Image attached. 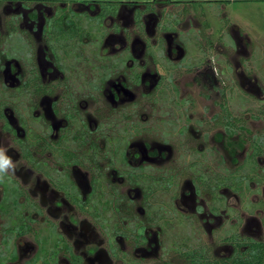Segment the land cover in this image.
I'll return each instance as SVG.
<instances>
[{
  "label": "flooded vegetation",
  "instance_id": "obj_1",
  "mask_svg": "<svg viewBox=\"0 0 264 264\" xmlns=\"http://www.w3.org/2000/svg\"><path fill=\"white\" fill-rule=\"evenodd\" d=\"M28 1L13 9L9 28L15 31L6 38L27 44L26 56L7 48L0 64L3 88L30 102L22 112L0 108V135L12 136L18 146L6 150L18 165L11 170L24 183L4 176L8 193L13 191L4 198L0 182V211L9 224L1 230L0 244L6 247L1 257L13 256L3 264H125L130 250H143L145 242L151 246L152 210L167 220L186 209L199 214L206 184L216 201L224 202L223 194L229 200L230 190L232 199L239 198L242 188L231 182L234 175L218 174L215 164L219 144L221 156H234L241 141L233 140L236 117L214 98L227 85L223 74L234 82L240 67L235 56L249 53L247 34L240 37L232 21L235 43L224 48L210 36L207 18L185 0H67L54 6ZM30 38L38 44L32 58ZM238 76L241 86L256 88L241 79L243 72ZM191 89L207 91L199 112ZM156 111L170 126L161 142L150 133ZM186 172L193 177L177 180ZM241 183L245 190L247 175ZM175 184L179 194L172 192ZM156 194L168 197L159 204L153 202ZM216 210L211 207L209 215L222 217ZM34 221L45 226L33 229ZM253 224L254 235L261 234V222ZM29 232L38 248L24 237ZM41 248L45 260L38 256Z\"/></svg>",
  "mask_w": 264,
  "mask_h": 264
},
{
  "label": "rangeland",
  "instance_id": "obj_2",
  "mask_svg": "<svg viewBox=\"0 0 264 264\" xmlns=\"http://www.w3.org/2000/svg\"><path fill=\"white\" fill-rule=\"evenodd\" d=\"M63 1L67 0H29L27 4L30 6H36L40 2H44L54 6ZM185 1L191 2L186 4H189L191 9H195L194 11H196V8L198 7V11H200V13L208 20L211 28L210 36L213 37L212 39H216L224 48H228L227 44L229 43H231V45L235 43V39L231 34L232 26L230 23L232 24V21L235 23L236 28H239L238 31L240 37H245L247 34V37L251 39V44H247L249 53L247 55L237 54L235 56V62L240 66L236 76L233 77L235 83L228 79L229 76H224L225 74H223L222 78L227 85L223 89V95L219 94L218 97L214 98V101L221 103V107L222 103L225 104L228 111H230L231 117H236L235 125L238 127V130H236L237 132L235 133L233 140H241L239 141V145H236L234 156H221L224 151V146L219 144L220 154L215 159V164L218 163L219 166L217 171L218 174L225 177L234 175L235 178H233V181L231 180V182L235 183L233 185L236 189H238V187L242 189L239 198L235 197L232 199L231 195L233 194V190H230L229 200L228 197L226 198L227 195L225 196V194H223L221 196L224 197V202H221V199L216 201L217 199L214 198V192L211 188L212 185L206 184L205 187H203L204 194L200 200L203 210L199 214H196L191 209H186L184 210L186 212L181 213V215H177L176 213L175 217H170V219L167 220L163 217L160 218L163 216V213L160 212V210H152L153 217L149 220L151 224L148 226H151V230L153 231H151V237L147 240L151 246H147L145 242L143 243V247H145L143 250L136 251V253L130 250L125 256V260H127L125 264H191V258L184 255L186 251L190 252L191 250H194L196 257L200 261H204L206 264H213L215 262L220 264L228 262L234 251L233 245L240 244L238 245V251L244 250L248 239L252 237L250 236L251 234L253 235V238H255L254 240L259 242L262 241L264 243V0H228L229 3H225V0ZM193 1H198L200 4H194ZM19 2L25 5L27 0H0L1 65L6 62L4 59L6 56L3 52L7 51V48H9L7 52L10 54L17 51L20 57L26 56L28 46L20 38L11 37V39L8 40V43L6 41V38L15 31H12V28H9V22H11L12 17L16 14L13 9L17 8L16 6H18ZM106 6H109V3L106 4L105 7ZM63 9H60L57 15L62 12ZM19 15L16 17L17 24L14 23V26L17 27L21 20ZM222 16H224V18H221ZM30 42V56L32 58V56L35 55L32 47L36 50L38 44L33 38H30ZM30 42L28 41V43ZM8 45L10 47H8ZM243 45L239 44L238 47L245 48ZM66 51L67 54H69L67 49ZM27 56L29 57V55ZM217 57L220 58L219 67L223 70L225 67L224 61L220 56ZM18 62L22 67H25L21 58ZM76 63L78 65V62ZM241 70H243L242 72L245 75L242 76L241 79H248V82L256 87L255 89L247 90L248 88H244L240 85V77L238 74L242 73ZM218 73L220 75V72ZM2 85L3 77L2 74H0V108L3 106L5 107L6 105L13 110L15 109L22 112L25 107L27 108L30 105V102L25 95L16 93V90L14 89L3 88ZM191 90H194L192 95L197 98L199 103H197L198 108L196 109V111L199 112L200 107L202 106L200 103L203 100L205 101L207 91L204 90L203 92L200 91V93H197L195 89ZM209 94L213 95L212 92ZM171 97L172 95L168 100L169 103L171 101L172 104L171 99L173 98ZM159 107L162 108L164 106L160 104ZM214 110L217 111L219 109L214 107ZM219 114L220 116L223 114L222 110ZM152 119H154V122ZM164 121V117L160 113H157V111L153 112L151 115V123L153 122V124H151L150 131L152 140L161 142L165 137L164 132H167V128L170 126L166 125ZM2 124L3 121L0 120V130ZM219 128L220 132H222V126ZM174 129H177L176 125H174ZM9 147L18 150V146L15 144V140L12 136L8 134L0 135V148L4 150L6 156L8 155L6 150ZM256 150H261V152L255 153ZM11 166L18 165L17 163L14 164L11 162ZM11 166L8 168L6 174L0 178V182L3 181L1 185L4 186L5 189L4 198H8L13 193V191L8 193L4 176L22 182L21 176L18 175L16 171L11 170ZM193 174L195 175V173ZM181 175L182 178L178 177L177 180L181 181L184 178L193 177V175L188 172L182 173ZM246 175L250 180V183L246 184V189L243 190L242 183L239 184V182L241 178ZM22 184L24 183L22 182ZM179 186L180 184H175L172 188V192L179 194ZM155 196L153 202H164L168 197L167 195L165 197L164 195L157 194ZM161 202H159V204ZM153 205L156 207L155 205L158 204ZM228 205H230L229 207L234 208H230V212L228 211ZM215 206L217 207V215L221 214L222 217L214 218L209 215V213H211V207L213 208ZM225 209L228 216L221 213ZM165 210L166 212H171L168 205ZM172 214H175L174 210L172 211ZM6 218L7 216L0 211V237L3 236L1 230L5 228L4 225L7 223ZM252 220L253 223L261 222L263 225L261 234L259 232L254 235V224L251 222ZM42 225L45 226L44 223H39L37 221L32 222L33 229H38L39 227H42ZM208 229H213V231L209 233ZM258 229L260 230L259 227ZM97 231H99L98 233H102L99 229H97ZM24 237L26 240L31 241L35 246L37 245V240H35L33 232H29ZM43 238L44 240H47L51 237L43 236ZM225 239H232V243ZM57 240V237H53L51 241L57 242ZM38 241L40 242V238ZM154 244H158L159 247L157 248ZM12 245L13 242H9L8 249H11ZM5 249L6 247L4 244H0V264L4 263L5 257H13H11L10 254L1 257ZM42 249L44 250V248H41L38 256L43 257V260H45L46 253H43ZM81 250L82 248L78 251ZM36 257L37 256H35L33 261H35ZM41 261L42 260H39L37 264H41ZM63 261L64 260L61 258L60 263ZM115 264L118 263L115 262Z\"/></svg>",
  "mask_w": 264,
  "mask_h": 264
},
{
  "label": "trees",
  "instance_id": "obj_3",
  "mask_svg": "<svg viewBox=\"0 0 264 264\" xmlns=\"http://www.w3.org/2000/svg\"><path fill=\"white\" fill-rule=\"evenodd\" d=\"M184 255L191 258V264H206L196 257L194 251H186ZM220 264H264V244L248 240L244 250L238 251V248H236L235 253L229 258L228 262Z\"/></svg>",
  "mask_w": 264,
  "mask_h": 264
},
{
  "label": "clouds",
  "instance_id": "obj_4",
  "mask_svg": "<svg viewBox=\"0 0 264 264\" xmlns=\"http://www.w3.org/2000/svg\"><path fill=\"white\" fill-rule=\"evenodd\" d=\"M11 166V160L4 153V150L0 148V178L8 171V168Z\"/></svg>",
  "mask_w": 264,
  "mask_h": 264
}]
</instances>
